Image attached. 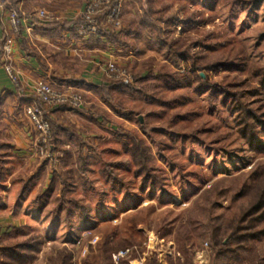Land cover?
Returning a JSON list of instances; mask_svg holds the SVG:
<instances>
[{
  "label": "rangeland",
  "instance_id": "374dc122",
  "mask_svg": "<svg viewBox=\"0 0 264 264\" xmlns=\"http://www.w3.org/2000/svg\"><path fill=\"white\" fill-rule=\"evenodd\" d=\"M70 2L31 0L29 5L37 10L24 15L9 10L17 11L26 26L59 21V14L78 9ZM121 5L118 28L107 25L100 35L82 36L77 32L82 10L70 37L80 45L84 38H104V31L124 28L121 51L106 57L105 63L98 60L99 67L89 64L85 76L102 72L107 83H128L133 89L112 88L104 100L102 92L71 88L80 96L76 106H46L30 95L47 122L54 121L51 109L68 106L67 117L58 118L68 130L58 129L59 143L51 142L49 158L36 157L24 114L30 163L7 150L0 157L1 165L14 168L11 178L24 187L18 196L27 201L18 208L24 221L2 240L18 245V258L2 256L3 261L51 264L48 260L67 248L83 264H114L108 255L121 249H130V255L119 264L149 255L156 258L151 264H264V237L231 239L227 244L229 224L252 198V190L239 192L238 182L251 185L264 175V133L261 144L251 148L230 108V97L239 100L264 131V0H123ZM4 9L6 0L0 7ZM40 11L44 18L37 16ZM99 18L103 23L102 14ZM7 26L6 37L13 41L9 20ZM3 42L0 66L5 71L8 64L18 76L11 55L2 58ZM159 42L184 57H167ZM78 49L69 47L71 57L84 67L89 57L83 58ZM109 62L127 71L131 80L109 77L104 68ZM195 75L204 82L200 88ZM33 86L22 88L31 91ZM127 133L147 148L145 170L139 174L123 148L127 140L120 134ZM147 173L150 178L144 181ZM223 177L226 181L208 204L202 199L194 204L204 189ZM6 208L7 213L14 210ZM210 227L221 228L218 239L224 247L212 244ZM155 235L159 241L147 240Z\"/></svg>",
  "mask_w": 264,
  "mask_h": 264
},
{
  "label": "crops",
  "instance_id": "0c3cea01",
  "mask_svg": "<svg viewBox=\"0 0 264 264\" xmlns=\"http://www.w3.org/2000/svg\"><path fill=\"white\" fill-rule=\"evenodd\" d=\"M30 1L31 0H6V8H8V10L12 9L11 3H15V8L19 15L22 13L24 15L29 11L32 12L38 9L34 5H29ZM42 1L54 4L57 2V0ZM70 3L72 7H77L78 9L71 11L69 8V10L63 14H59L57 17L59 18V21H57L58 23L62 24L63 22L75 21L77 18L76 16H79L87 0H71ZM8 10H0V46L7 35L5 33H7L6 30L8 29ZM24 24L22 20L20 31L13 37L11 49V62L21 80L22 87L28 88L29 85H32L35 81L43 79L52 84L53 87L61 90L85 87L86 90L99 91L96 86L107 83V81H105L106 76L101 71V73H98V77L94 78L86 77L85 73L88 72L89 64H95L96 67H99V63H97L98 60H102L105 63L107 61L106 57H113L115 52L119 53L121 51V38L123 37L124 28L120 29V40L117 42L114 41L109 44L105 38L87 37L82 40L83 42L80 44L82 47H80V45L70 37V35H73L72 32L75 33L72 25L64 26L59 24L50 28L45 27L42 23H30L32 24L30 25L27 22L26 26H24ZM30 29L32 32L28 33L27 31ZM128 32H126V35ZM132 32L133 31H131V33ZM72 45L79 48L78 50L82 52L81 55L83 58L88 55L89 59L86 61L87 64L84 67L82 66L83 64L80 66V63H76L78 61L74 59L75 57H71L72 55L69 51V47ZM103 48H105V50L101 51L100 49ZM96 52L99 55H97ZM79 60H81V58ZM24 92L25 93H19L17 89H15V86L8 78L4 69L0 66V118L4 117L0 124V157L4 154L5 150H7L6 152L15 157H19L20 160H23L24 163L27 164L30 163V158L28 157V150H30V133L28 132L26 122L24 121L25 119L23 118L24 111L22 112L21 110H23L24 105L29 102V96H32V94L28 90H24ZM39 103L41 104V102ZM66 109L68 108L59 107L57 109H51V113L53 114L52 116L50 114V118H54V121L51 120V122L58 127L59 131L68 130L66 127L67 125H65L63 121L58 120V118L62 120L63 117H67L65 113ZM56 141L59 143L58 137ZM13 173L14 168L7 167L5 164L1 165L0 158V264H9L8 262L5 263L2 258V250L5 246L4 244H6L2 240L9 234L12 228L19 227L21 222L24 221V215L21 214L18 208L27 202L18 196L21 194L19 192L24 190V187H19L16 182L17 179L11 178ZM7 206H13L14 210L7 213ZM131 259H137L139 264L156 263V258H154L153 255H149L147 259L145 257H132ZM80 261V259L78 260L76 257H72L70 264H83ZM138 262L133 263L126 261L124 264H137Z\"/></svg>",
  "mask_w": 264,
  "mask_h": 264
},
{
  "label": "trees",
  "instance_id": "16d2710c",
  "mask_svg": "<svg viewBox=\"0 0 264 264\" xmlns=\"http://www.w3.org/2000/svg\"><path fill=\"white\" fill-rule=\"evenodd\" d=\"M11 8H15V3H11ZM145 12H147L145 10ZM80 20L75 21H69V22H63L62 24L55 22H48V23H42L45 27H52L56 25H64L69 26L72 25L75 27L79 23ZM142 23L145 21L142 20ZM120 34L121 32H114L112 30H106L102 33V37L108 41V43H113L114 41L117 42L120 40ZM158 45L161 48H165V54L167 57L171 55V58L176 59L179 61V59H182L184 57L183 54L177 53L175 49H172L170 45H167L166 43H158ZM169 55V56H168ZM178 61L175 62V66H178ZM216 67H220L221 65H215ZM213 67H206L207 69L215 68ZM195 77L198 79L199 84L197 85L199 88L204 83L203 80L199 78L198 75H195ZM262 79L264 80V77L262 75ZM178 85H182V81H178ZM174 86V85H173ZM127 88V89H133V87L128 83H122V82H110V83H103L99 86H96V88L99 90V92L104 95V100L107 98L108 100V94L112 88ZM236 95V94H234ZM238 96V95H236ZM234 102L230 106L232 113L235 114V119L239 122V128L238 132L239 134L244 138L246 143L251 147H257L261 144L260 139L262 133L264 131H261L258 129L256 124L259 122L258 117L249 109L245 108L242 103L233 98L230 97ZM61 108H68V106L61 105L58 106ZM69 109V108H68ZM51 130V142H56L58 137V127L52 123L51 121L48 122ZM121 137L126 138V142L123 143V148L125 151H127L130 156L133 159V162L138 165V169L136 170L135 174H139L141 170H145V164L148 160L147 156V148L141 146L140 142H138L132 135L130 134H120ZM119 135V136H120ZM139 143V144H137ZM54 146V144H53ZM54 148V147H53ZM146 148V149H144ZM149 171V169H148ZM255 175V174H254ZM150 178V174H146L144 177V181L148 180ZM226 181V178H219L216 179L208 188L204 189L199 196L194 200V204H196L200 199L204 200L209 203L212 195L214 193H218V185L222 182L224 183ZM239 181V180H238ZM238 184H241V187L239 188V192L242 193V191L245 189L247 192L249 190H252V198L249 199L246 206H242L239 211L238 218L234 219L233 224H229V233H227L228 242L231 241V239H237V240H259L260 238L264 237V175H261V177L257 180L256 183H252L251 185L244 184V181H239ZM217 185V190H215V187ZM249 197L250 195L246 193ZM207 207H205L206 209ZM252 220L253 223L251 224H245L246 220ZM212 228V229H211ZM253 229L251 234L244 236L241 234V232H246V230ZM209 238L213 245H218L220 247H224L225 245L221 244L220 240L218 239L219 232L221 231V228L218 227H210L209 229ZM225 235V234H224ZM3 248V257H10V258H18L17 254L20 253L19 249L16 247L18 245H6L4 244ZM107 248V247H105ZM63 252L58 251L56 255L51 257L48 261L51 264H70V260L72 258L71 252L67 248H62ZM118 251V250H117ZM116 252V251H114ZM223 252V251H222ZM113 253V251L111 252ZM111 253L108 255V259L111 260ZM59 254V255H58ZM21 256V255H19ZM58 258V259H57ZM8 260V259H6ZM8 262V261H7Z\"/></svg>",
  "mask_w": 264,
  "mask_h": 264
},
{
  "label": "built area",
  "instance_id": "2783aa9c",
  "mask_svg": "<svg viewBox=\"0 0 264 264\" xmlns=\"http://www.w3.org/2000/svg\"><path fill=\"white\" fill-rule=\"evenodd\" d=\"M123 0H87L86 6L82 13V22L77 28V32L82 35H100L101 28L104 26H111L113 28H118L121 23L122 16V3ZM2 5V0H0V7ZM8 20L10 24V29L13 34L19 32V28L22 25V20L15 10H8ZM99 14L104 17L103 23L102 19L99 18ZM39 18H44L45 15L42 11L37 13ZM12 39L5 38L3 42V57H9L11 55L12 49ZM105 71L108 72L109 77L118 80H131L130 74L124 69H120L115 63L109 62L104 65ZM5 71L10 81L13 83L15 88L19 93H23L24 89L21 86L18 76L12 70V68L7 64L5 66ZM31 88L32 96L42 104L46 106L56 105V104H66L70 103L74 106L80 103V96L77 92H72V89H57L52 86L46 80H37L33 83ZM24 114L29 118V123L31 124V129L33 132L32 140V152L36 157H50V152H52L53 145L51 143V130L49 123L42 116V110L36 102H32V99L25 105ZM149 241H159L158 236L153 238H148ZM149 244H147L148 247ZM152 252H150L151 254ZM130 255V249H121L116 252L111 253V260L114 264H119L122 260L126 259ZM129 262H138L137 259H132ZM138 264V263H137Z\"/></svg>",
  "mask_w": 264,
  "mask_h": 264
},
{
  "label": "water",
  "instance_id": "95a60500",
  "mask_svg": "<svg viewBox=\"0 0 264 264\" xmlns=\"http://www.w3.org/2000/svg\"><path fill=\"white\" fill-rule=\"evenodd\" d=\"M139 121L141 122V119H139Z\"/></svg>",
  "mask_w": 264,
  "mask_h": 264
}]
</instances>
